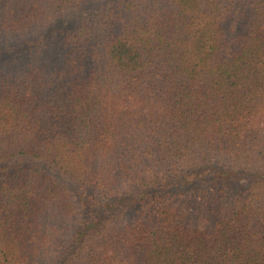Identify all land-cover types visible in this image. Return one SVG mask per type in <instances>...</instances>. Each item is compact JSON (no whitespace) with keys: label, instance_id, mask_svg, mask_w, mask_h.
<instances>
[{"label":"trees","instance_id":"trees-1","mask_svg":"<svg viewBox=\"0 0 264 264\" xmlns=\"http://www.w3.org/2000/svg\"><path fill=\"white\" fill-rule=\"evenodd\" d=\"M0 264H264V0H0Z\"/></svg>","mask_w":264,"mask_h":264}]
</instances>
